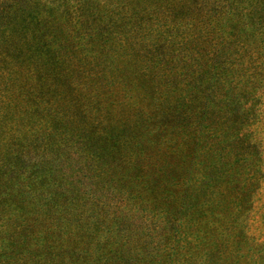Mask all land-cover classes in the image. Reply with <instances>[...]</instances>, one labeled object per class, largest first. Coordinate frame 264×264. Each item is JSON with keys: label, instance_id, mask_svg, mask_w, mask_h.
Listing matches in <instances>:
<instances>
[{"label": "rangeland", "instance_id": "374dc122", "mask_svg": "<svg viewBox=\"0 0 264 264\" xmlns=\"http://www.w3.org/2000/svg\"><path fill=\"white\" fill-rule=\"evenodd\" d=\"M41 2L67 40L60 53L78 99L63 107L79 128L86 112L124 147L111 160L99 143L60 132L64 143L46 150L50 183L26 187L22 205L0 206V264H264L256 242L264 180L243 211L249 185L229 191L231 172L246 176L242 166L215 162L203 178L210 168L196 149L210 151L216 137L195 135L201 115L192 106L197 86L214 78L224 83L219 95L262 83L264 13L257 18L256 8L264 0ZM16 119L0 117L4 133L16 131ZM207 129L222 136L220 126ZM257 132L264 142V121ZM70 241L60 263L53 254Z\"/></svg>", "mask_w": 264, "mask_h": 264}, {"label": "trees", "instance_id": "16d2710c", "mask_svg": "<svg viewBox=\"0 0 264 264\" xmlns=\"http://www.w3.org/2000/svg\"><path fill=\"white\" fill-rule=\"evenodd\" d=\"M50 8L41 0H0V117L17 118L13 133H4L3 124H0V206L12 203L22 205L26 187L35 189L37 185L43 187L50 183L48 172L52 165L48 164L46 150L60 147L61 141L64 143L61 140L62 131L79 133L77 136L82 141L79 144L94 147L95 143H99L97 147L110 155L109 159L113 150L117 152L124 147L113 132L105 133L96 128L94 119L88 114L85 117L86 112L79 114L84 117L81 118L84 126L79 128L77 114L69 115L63 107L75 103L78 96L69 79V70L63 67V63H67L60 53L65 45L63 42L67 41L61 38L63 31L60 27L51 26L47 15H41L42 11L48 14ZM256 12V17L262 18L264 7H257ZM237 70L230 69L233 73ZM214 79L211 82L205 80L208 83L197 86L193 95L192 106L201 115L194 126L195 135L209 133L208 137L215 135L217 140L215 147L211 146L208 152L197 148V156L207 161L204 164L210 168L203 178L211 177L213 174H208L217 171L215 162L229 168L235 165L236 170L241 166L244 168L247 174L242 181L236 174L230 173L235 184L232 182L234 185L229 191L239 184L249 185L246 190L243 189L242 207L243 211H248L254 205L255 194L264 180V142L257 132L264 121V77L259 86H252L250 93L246 89L239 92L229 86V91L221 95L217 92L224 89V83ZM8 89L16 93L15 103H11L14 92L7 93ZM202 95H209L208 103L202 101ZM59 114L62 115L59 117ZM71 116H76L75 120ZM206 119V123L223 129L221 137L215 130L211 134L213 127L204 130ZM86 123L89 124L85 126ZM76 126L78 128L75 129ZM56 134L60 141L54 139L49 143ZM97 160L101 161L100 156ZM238 188L241 189V186ZM258 239L257 244L264 247V237ZM73 248L75 245L71 241L66 245L61 243L53 255L63 257L59 262L64 263V256H69Z\"/></svg>", "mask_w": 264, "mask_h": 264}]
</instances>
